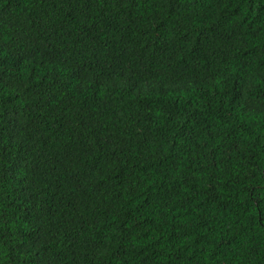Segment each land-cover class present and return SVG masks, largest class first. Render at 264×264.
I'll return each mask as SVG.
<instances>
[{
    "label": "trees",
    "instance_id": "trees-1",
    "mask_svg": "<svg viewBox=\"0 0 264 264\" xmlns=\"http://www.w3.org/2000/svg\"><path fill=\"white\" fill-rule=\"evenodd\" d=\"M0 264H264V0H0Z\"/></svg>",
    "mask_w": 264,
    "mask_h": 264
}]
</instances>
